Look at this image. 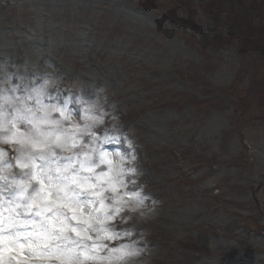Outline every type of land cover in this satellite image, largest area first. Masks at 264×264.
Masks as SVG:
<instances>
[{
	"label": "rangeland",
	"instance_id": "rangeland-1",
	"mask_svg": "<svg viewBox=\"0 0 264 264\" xmlns=\"http://www.w3.org/2000/svg\"><path fill=\"white\" fill-rule=\"evenodd\" d=\"M25 106L60 122L42 130L79 141L58 155L90 157L94 172L81 175L104 189L95 208L103 199L113 215L123 205L114 220L96 214L104 223L94 226L108 231L90 233L89 249H77L81 264H264V0H0L8 182L23 178L15 164L23 146L4 137L35 134L34 125L10 123ZM121 176L136 184L120 186ZM6 186L0 179V192Z\"/></svg>",
	"mask_w": 264,
	"mask_h": 264
},
{
	"label": "snow or ice",
	"instance_id": "snow-or-ice-1",
	"mask_svg": "<svg viewBox=\"0 0 264 264\" xmlns=\"http://www.w3.org/2000/svg\"><path fill=\"white\" fill-rule=\"evenodd\" d=\"M34 91L37 98L43 94L42 89H34ZM26 99L33 97L28 96ZM19 102L24 103L23 100ZM36 102L40 104L39 99ZM54 110L61 116L64 115L62 109ZM49 116L50 113L47 111L42 117H37L32 108L27 106L24 109L17 108L16 115L10 121L13 128L16 126L15 122L20 120L34 125L35 134L21 133L22 138L17 139L16 132H13L11 136L4 137L5 143L23 146L16 149L19 155L15 158V164L24 171L22 179L13 178L10 182L7 176H0V179L7 182V186L0 192V264H11L12 261H17L18 264H31L32 256L42 260L55 258L60 264H81L77 249H89L87 242L93 241L90 233L108 231L106 228L94 226L104 223V220L97 219L96 214L103 211L106 220H114L123 210V205L115 207L114 214L109 215L103 199H100V207L95 208L92 197H102L104 189L97 190L98 185L93 183L89 176L81 175L83 171L94 172L93 167H86V164H91V159L89 157L80 161L75 155L67 157L58 155L57 149L71 152L79 141L73 136L69 143L56 129L42 130L43 124L60 123L49 120ZM64 119L67 120L69 117L65 116ZM85 119H92L94 123L103 122L102 117L86 115ZM88 128L89 125L85 124L84 129ZM111 141L119 143V138L105 137V143ZM0 155L6 156L7 153ZM87 155L85 153V156ZM135 159V156L131 157V160ZM121 160H124V157H121ZM104 162L101 159L100 163ZM6 167L10 169L12 165L7 164ZM127 171L135 174L136 169L129 167ZM106 175L107 173L103 172L99 174V176ZM127 183L135 185L136 181L130 180ZM127 183L121 176L120 186L127 188ZM111 188L113 192H118L115 183H111ZM123 196L139 199V204L144 202L139 192H125ZM123 196L118 195L116 199L122 200ZM85 205L90 206L92 210L86 212ZM124 234L131 235L128 232ZM103 238L115 240L117 235L108 234ZM99 239L101 237H97V240ZM100 247L101 245L96 242L91 244V249ZM103 247L108 248V245L104 244ZM25 248L29 255H25ZM110 251L116 252L120 249L112 248ZM138 254L136 251L126 253V255ZM83 256L85 260L97 258L90 256L88 251H84Z\"/></svg>",
	"mask_w": 264,
	"mask_h": 264
},
{
	"label": "clouds",
	"instance_id": "clouds-1",
	"mask_svg": "<svg viewBox=\"0 0 264 264\" xmlns=\"http://www.w3.org/2000/svg\"><path fill=\"white\" fill-rule=\"evenodd\" d=\"M138 207V206H137ZM137 208H133V211H136ZM145 213H141V215H144ZM139 255V254H138Z\"/></svg>",
	"mask_w": 264,
	"mask_h": 264
}]
</instances>
